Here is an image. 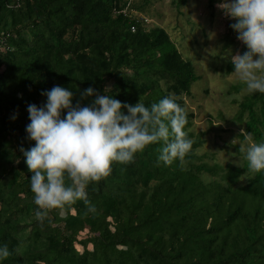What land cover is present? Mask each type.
<instances>
[{"label":"trees","instance_id":"16d2710c","mask_svg":"<svg viewBox=\"0 0 264 264\" xmlns=\"http://www.w3.org/2000/svg\"><path fill=\"white\" fill-rule=\"evenodd\" d=\"M129 2L137 13L123 12ZM153 3L0 0V245L9 251L0 264H264V171L246 172V161L210 164L199 153L206 132L193 130L184 96L202 77L165 28L145 25ZM232 37L229 30L224 48ZM53 85L70 89L74 104L90 103L80 97L89 86L146 107L173 94L185 109L192 151L183 165H165L157 162L161 144H149L87 185L93 212L78 200L38 219L20 148L35 144L25 130L27 104L44 103L41 91ZM242 88L234 84L230 93ZM235 120L245 127L242 140L264 141V93L243 95ZM202 173L213 179L204 182ZM81 244L90 250L81 253Z\"/></svg>","mask_w":264,"mask_h":264},{"label":"clouds","instance_id":"9594fccd","mask_svg":"<svg viewBox=\"0 0 264 264\" xmlns=\"http://www.w3.org/2000/svg\"><path fill=\"white\" fill-rule=\"evenodd\" d=\"M217 7L234 19L230 27L248 49L231 56V73L247 93H264V0H222ZM41 95L46 97L44 103L26 106L29 123L25 130L35 144L20 148L32 173L30 190L38 219L44 218L42 212L71 206L78 200L93 212L87 185L108 176L114 162L132 161L149 144H161L157 162L165 165L173 161L183 165L192 151L193 141L184 128L185 109L173 94L148 107L140 100L134 105L122 103L92 86L80 91L82 99L92 98L87 104H74L73 92L61 85L42 90ZM244 139L247 146L241 143L242 156L234 163L245 167L242 160L246 161L249 173L264 171V141L253 142L248 136ZM201 179L209 182L213 177L202 173ZM8 255L7 246L0 245V257Z\"/></svg>","mask_w":264,"mask_h":264},{"label":"rangeland","instance_id":"374dc122","mask_svg":"<svg viewBox=\"0 0 264 264\" xmlns=\"http://www.w3.org/2000/svg\"><path fill=\"white\" fill-rule=\"evenodd\" d=\"M217 9L210 0H185L180 7L174 0H154L146 13L145 25L147 28H165L183 56L191 59L196 72L201 75L202 78L193 84L191 95L184 96L186 107L195 114L193 130L196 133L206 132V142L199 153L208 154L206 160L210 164L225 166L240 160L242 154L236 145L244 143L247 146V141L239 136L245 127L235 120V115L239 110V101L248 93L243 90L244 85L238 94L230 93L232 85L241 83L229 71L231 56L243 54L245 49L241 48L243 42L237 39L235 31L229 29L223 10ZM231 22H235L234 19ZM229 30L233 41L224 48ZM247 136L250 137L249 134ZM246 179L245 176L242 182ZM86 233L84 230L79 238ZM90 248V245L78 246L81 253Z\"/></svg>","mask_w":264,"mask_h":264},{"label":"built area","instance_id":"2783aa9c","mask_svg":"<svg viewBox=\"0 0 264 264\" xmlns=\"http://www.w3.org/2000/svg\"><path fill=\"white\" fill-rule=\"evenodd\" d=\"M130 1H131V0H130ZM129 4H130V2L127 4V7L123 10V12H124V13H127V14H129V15H131L132 13H133V14L137 13L136 11H133V9L128 8ZM146 20H147V19H146ZM135 29H136L135 26H132V27H131V30H132V31H135Z\"/></svg>","mask_w":264,"mask_h":264},{"label":"crops","instance_id":"0c3cea01","mask_svg":"<svg viewBox=\"0 0 264 264\" xmlns=\"http://www.w3.org/2000/svg\"><path fill=\"white\" fill-rule=\"evenodd\" d=\"M217 1H218V2H217ZM221 2H222V0H216V1L214 2V4H215V5H216V7H217V5H218V4H220ZM218 9L220 10V8H219V7H218ZM218 9H217V10H218ZM223 15H224V13H223Z\"/></svg>","mask_w":264,"mask_h":264}]
</instances>
